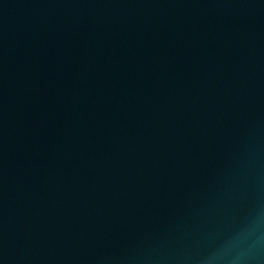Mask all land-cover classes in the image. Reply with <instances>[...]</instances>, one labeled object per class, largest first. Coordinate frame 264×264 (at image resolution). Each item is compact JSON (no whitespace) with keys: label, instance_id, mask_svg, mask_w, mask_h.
<instances>
[{"label":"water","instance_id":"95a60500","mask_svg":"<svg viewBox=\"0 0 264 264\" xmlns=\"http://www.w3.org/2000/svg\"><path fill=\"white\" fill-rule=\"evenodd\" d=\"M0 264H264V0H0Z\"/></svg>","mask_w":264,"mask_h":264}]
</instances>
